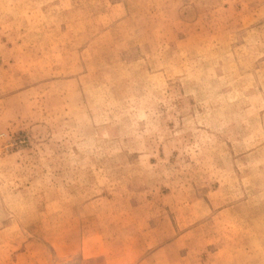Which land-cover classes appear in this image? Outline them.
I'll use <instances>...</instances> for the list:
<instances>
[{"label":"rangeland","instance_id":"obj_1","mask_svg":"<svg viewBox=\"0 0 264 264\" xmlns=\"http://www.w3.org/2000/svg\"><path fill=\"white\" fill-rule=\"evenodd\" d=\"M187 232L165 264L262 250L264 0H0V264Z\"/></svg>","mask_w":264,"mask_h":264},{"label":"crops","instance_id":"obj_2","mask_svg":"<svg viewBox=\"0 0 264 264\" xmlns=\"http://www.w3.org/2000/svg\"><path fill=\"white\" fill-rule=\"evenodd\" d=\"M191 237V232H187V233H183L180 234L175 241L171 244V246H167V247H158L155 250H153L152 252H150L147 255V259L142 261L141 264H165L167 259H166V255L165 253L167 251H169V247L176 253V251H178L181 247H183V244H181V242L183 240H186L188 238ZM228 238L227 236H225V240H223L225 244H223L220 248V255L221 257H223V255L225 254V260H221L219 262V264H260L261 262L264 264V243L261 244V248L262 250H260V246L257 247V250L255 249H243L242 251H245L244 253L241 251L240 247L241 244L238 243L236 244V246H233L232 244H228ZM234 243L235 240H231ZM249 244L251 246V241L249 240ZM258 246V245H257ZM167 249V250H166ZM229 250H235V252L237 253L235 255V258L233 257V259L230 257V260L228 259V254H229ZM161 259V260H160ZM172 262V260H171ZM171 264V263H170ZM173 264V263H172Z\"/></svg>","mask_w":264,"mask_h":264}]
</instances>
